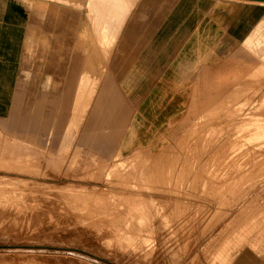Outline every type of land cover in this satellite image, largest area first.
Returning a JSON list of instances; mask_svg holds the SVG:
<instances>
[{
	"label": "rangeland",
	"instance_id": "1",
	"mask_svg": "<svg viewBox=\"0 0 264 264\" xmlns=\"http://www.w3.org/2000/svg\"><path fill=\"white\" fill-rule=\"evenodd\" d=\"M0 65V264H264V4L0 0Z\"/></svg>",
	"mask_w": 264,
	"mask_h": 264
},
{
	"label": "bare ground",
	"instance_id": "2",
	"mask_svg": "<svg viewBox=\"0 0 264 264\" xmlns=\"http://www.w3.org/2000/svg\"><path fill=\"white\" fill-rule=\"evenodd\" d=\"M240 1H245V2H255V3H260V4H264V1H256V0H240ZM98 11V10H97ZM49 13V12H48ZM99 13V12H98ZM109 35V34H108ZM8 41H5V47L7 46V43ZM15 43V42H14ZM104 45V44H103ZM105 47V46H104ZM24 48L25 49H23V56H22V58H21V65H22V67H23V69H22V72H23V70H24V67H25V65L26 64H28V59H27V56H26V53H27V50H32V49H35V48H37L38 49V53L40 54V55H44L45 56V54H49L50 56L51 55H53V53H59L60 54V57L58 58V59H51V58H49V63H48V65L50 64L51 66L53 65V64H55V62L57 61V63L58 64H60V65H64V67H65V57H64V54H63V52L62 53H60L58 50L57 51H54L52 48L50 49V41H49V39H47V38H41V37H32V35H28L27 36V38L25 39V41H24ZM106 48V47H105ZM110 50V49H109ZM104 53V52H103ZM111 54V51L109 52V55ZM109 57V56H108ZM84 63V62H83ZM220 65V64H219ZM239 66V65H238ZM240 66H242V65H240ZM236 68V67H235ZM205 77H206V75H205ZM217 81V80H216ZM19 84H18V87H17V91H16V93L14 94V99H15V101L14 102H16V100H19V97H20V94H22V92H24L25 93V97L23 98L24 100H23V102H24V105L25 106H28V105H30L29 104V102L31 101V99L30 98H28V95H30L29 94V91L31 92L33 89H32V87L30 86V87H28V88H26L27 87V85L28 84H26V82L24 81V80H22V79H19ZM65 82V81H64ZM198 82V81H197ZM206 82V81H205ZM66 83V82H65ZM77 84H73V87H74V95L76 96V101H79L80 99H81V97H82V95H83V91H84V84H83V79L81 78L80 80H79V82H76ZM199 83V82H198ZM202 83H203V81H202ZM214 83V82H213ZM100 84V83H99ZM89 85V84H88ZM46 87L47 88H49L48 87V85H46ZM63 87H65V86H63ZM220 87V86H219ZM95 88V87H94ZM206 88V87H205ZM26 90V91H24V90ZM29 89V90H28ZM64 89V88H63ZM106 90H107V87H103V89H102V93L100 94V97L97 99V102L95 103V105H94V107H93V109H92V111H93V114H92V116H93V119H90V121L88 122V127H90V128H95V127H97V126H99V125H103V124H105L106 126L108 125V123H109V120L111 119V117H110V115H109V113H106L105 111H104V109H102L103 108V106H104V102H105V100H104V98H105V95H106ZM94 92L95 91H93V94H94ZM62 93V92H61ZM206 93V92H205ZM209 93V92H208ZM208 96H210V94H208ZM61 97V96H60ZM93 95H92V97H91V99H89V102H88V104H90V106L92 105V103H93ZM191 97V96H190ZM201 97V96H200ZM193 98V97H192ZM189 99V98H188ZM194 99H196V97L194 98ZM198 99H199V97H198ZM197 99V100H198ZM197 100H195V102L197 103ZM201 100V99H200ZM207 100V99H206ZM193 101V100H192ZM61 102L62 101H60V104H61ZM213 104V103H212ZM208 105V104H207ZM210 106V105H209ZM12 107L13 108H15L16 107V103H13V105H12ZM60 107V106H59ZM104 111V112H103ZM57 112V111H56ZM58 114V113H57ZM67 115V114H66ZM51 116H54V115H51ZM99 117H101V120L99 119ZM262 119V118H261ZM62 120V119H61ZM61 127V126H60ZM240 127V126H239ZM180 129H181V127H180ZM92 130V129H91ZM243 133V132H242ZM242 135V134H241ZM248 136V135H247ZM176 141H177V139H175ZM178 140H180V139H178ZM244 142V141H243ZM263 142V141H262ZM239 143V142H238ZM246 145H247V143H245ZM263 144V143H262ZM248 147V146H247ZM237 149V148H236ZM231 151H232V149H231ZM262 152V151H261ZM193 153V152H192ZM229 154V153H228ZM264 154V153H263ZM168 155V154H167ZM237 155V154H236ZM259 155V154H258ZM197 156V155H196ZM199 156V155H198ZM75 157H76V155H75ZM74 157V158H75ZM196 158V157H195ZM238 158V157H237ZM209 159V158H208ZM227 159V158H226ZM75 160V159H74ZM77 160V159H76ZM161 160V159H160ZM162 160H164V159H162ZM169 160V159H168ZM179 160V159H178ZM181 160H182V158H181ZM180 160V161H181ZM231 160H233V159H231ZM103 161V160H102ZM236 161V160H235ZM244 161V160H243ZM155 162V161H154ZM166 162H168V161H166ZM188 162V161H187ZM223 162H224V160H223ZM240 162V161H239ZM101 163V162H100ZM105 163V162H104ZM107 163V162H106ZM158 163H160V161H157V164ZM176 163V162H175ZM185 163V162H184ZM242 163V162H241ZM180 164H181V162H180ZM190 164V163H189ZM197 164V163H196ZM139 165V164H138ZM141 165H142V163H141ZM144 165H146V163L144 164ZM151 165V164H150ZM149 165V166H150ZM242 165H243V163H242ZM161 166V165H160ZM200 166V165H199ZM203 166H204V164H203ZM246 166V165H245ZM245 166H244V168H245ZM99 167V166H98ZM140 167H142V166H140ZM148 167V166H147ZM162 167H164L163 165H162ZM165 167H166V165H165ZM198 167V166H197ZM214 167V166H213ZM227 167V166H226ZM230 167V166H229ZM2 168V167H1ZM104 168H105V166H104ZM103 168V169H104ZM107 168H108V165H107ZM116 168V167H115ZM150 168V167H149ZM158 168V167H157ZM182 168V167H181ZM208 168V167H207ZM209 168H211V167H209ZM98 169V168H97ZM111 169V168H110ZM161 169V168H160ZM184 169V168H183ZM214 169V168H213ZM112 170V169H111ZM116 170V169H115ZM139 170H141L140 168L138 169V171ZM152 170V169H151ZM194 170V169H193ZM200 170V169H199ZM94 171V170H93ZM104 171H106V170H104ZM103 171V172H104ZM118 171V170H117ZM154 171V170H153ZM161 171H163V170H161ZM174 171V170H173ZM205 171V170H204ZM243 171V170H242ZM25 172V171H24ZM91 173H92V171H90ZM89 172V173H90ZM111 172V171H110ZM120 172V171H119ZM147 172V171H146ZM150 172V171H149ZM164 172V171H163ZM203 172V171H202ZM234 172V171H233ZM244 172H246L245 170H244ZM105 173V172H104ZM135 173H136V170H135ZM160 173V172H159ZM195 173V172H194ZM199 173V172H198ZM264 173V172H263ZM114 174V173H113ZM112 174V175H113ZM116 174V173H115ZM146 174H148V173H146ZM157 174V173H156ZM167 174V173H166ZM196 174V173H195ZM212 174H214V173H212ZM102 175H104V174H102ZM101 175V176H102ZM137 175V174H136ZM139 175V174H138ZM200 175H202V174H200ZM128 176V175H127ZM151 176H153L152 174H151ZM197 176V175H196ZM114 177V176H113ZM116 177H117V175H116ZM144 177V176H143ZM149 177V176H148ZM218 177H220V176H218ZM236 177V176H235ZM241 177V176H240ZM102 179H103V177H102ZM122 179V178H121ZM100 180V179H99ZM109 181V180H108ZM111 181V180H110ZM214 181V180H213ZM102 182V181H101ZM120 182V181H119ZM128 182V181H127ZM215 182V181H214ZM111 184V183H110ZM119 184V183H118ZM123 184V183H122ZM207 184V183H206ZM211 184V183H210ZM217 184V183H216ZM228 184V183H227ZM107 185V184H106ZM114 185V184H113ZM115 186V185H114ZM251 186H252V184H251ZM148 187H150L149 185H148ZM113 188V187H112ZM118 188V187H117ZM130 188V187H129ZM214 188V187H213ZM221 188V187H220ZM231 188V187H230ZM127 189V188H126ZM146 189V188H145ZM154 189V188H153ZM252 189V188H251ZM118 190V189H117ZM123 190V189H122ZM239 190V189H238ZM125 191V190H124ZM142 191V190H141ZM151 191V190H150ZM208 191V190H207ZM209 191H211V189L209 190ZM241 191V190H240ZM243 191V190H242ZM113 192V191H112ZM117 192V191H116ZM121 192H123V191H121ZM137 192V191H136ZM145 192V191H144ZM127 193V192H126ZM139 193V192H138ZM174 193V192H173ZM229 193V192H228ZM239 193V192H238ZM245 193V192H244ZM243 193V194H244ZM146 194H148V193H146ZM154 194V193H153ZM240 194V193H239ZM243 194H240V195H243ZM126 195H128V194H126ZM177 195V194H176ZM248 195H249V193H248ZM235 196H237V195H235ZM247 196V195H246ZM240 197V196H239ZM243 197V196H242ZM133 198V197H132ZM131 198V199H132ZM244 198V197H243ZM130 199V198H129ZM134 203V202H133ZM136 203V202H135ZM115 205V204H114ZM132 205V204H131ZM129 209V208H128ZM133 210V209H132ZM128 211V210H127ZM131 211V210H130ZM134 212V211H133ZM125 214V213H124ZM129 215V214H128ZM131 215V214H130ZM129 215V216H130ZM132 216V215H131ZM128 218V217H127ZM234 218V217H233ZM231 222V221H230ZM234 226V225H233ZM224 227V226H223ZM224 229V228H223ZM222 229V230H223ZM222 234H223V232H222ZM224 235V234H223Z\"/></svg>",
	"mask_w": 264,
	"mask_h": 264
},
{
	"label": "crops",
	"instance_id": "3",
	"mask_svg": "<svg viewBox=\"0 0 264 264\" xmlns=\"http://www.w3.org/2000/svg\"><path fill=\"white\" fill-rule=\"evenodd\" d=\"M9 43V42H8ZM14 43V42H13ZM1 44H2V46H4V38H2V42H1ZM15 44V43H14ZM11 56V57H10ZM10 58H13V56L12 55H9V54H7V60H9ZM13 60H15V58H13ZM12 59H10L9 60V62L11 63L12 61H13ZM16 62H17V60H15ZM10 65H13V64H10ZM15 70H13V69H11V68H3V66L2 65H0V79L1 80H3L4 78L5 79H8V80H14V78H15V72H14ZM7 72V73H6ZM1 82L2 81H0V85H1ZM8 87L10 88V91H11V88H13L12 87V85H8ZM9 91V92H10ZM2 92H3V90H2Z\"/></svg>",
	"mask_w": 264,
	"mask_h": 264
},
{
	"label": "water",
	"instance_id": "4",
	"mask_svg": "<svg viewBox=\"0 0 264 264\" xmlns=\"http://www.w3.org/2000/svg\"><path fill=\"white\" fill-rule=\"evenodd\" d=\"M256 1H264V0H256Z\"/></svg>",
	"mask_w": 264,
	"mask_h": 264
}]
</instances>
